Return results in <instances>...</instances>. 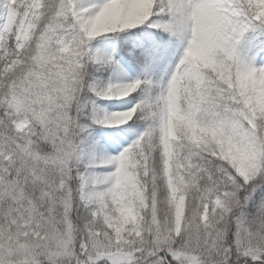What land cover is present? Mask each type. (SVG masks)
<instances>
[{
  "label": "snow or ice",
  "instance_id": "snow-or-ice-1",
  "mask_svg": "<svg viewBox=\"0 0 264 264\" xmlns=\"http://www.w3.org/2000/svg\"><path fill=\"white\" fill-rule=\"evenodd\" d=\"M0 264H264V0H0Z\"/></svg>",
  "mask_w": 264,
  "mask_h": 264
}]
</instances>
